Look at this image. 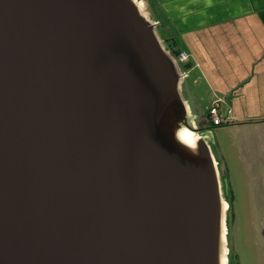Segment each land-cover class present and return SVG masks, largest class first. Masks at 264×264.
I'll list each match as a JSON object with an SVG mask.
<instances>
[{
	"label": "water",
	"instance_id": "obj_1",
	"mask_svg": "<svg viewBox=\"0 0 264 264\" xmlns=\"http://www.w3.org/2000/svg\"><path fill=\"white\" fill-rule=\"evenodd\" d=\"M188 75L149 0H0V264H229Z\"/></svg>",
	"mask_w": 264,
	"mask_h": 264
},
{
	"label": "crops",
	"instance_id": "obj_2",
	"mask_svg": "<svg viewBox=\"0 0 264 264\" xmlns=\"http://www.w3.org/2000/svg\"><path fill=\"white\" fill-rule=\"evenodd\" d=\"M229 119L264 126V0H149ZM189 74V73H188ZM211 108V107H210ZM242 126H249L243 125ZM249 128V127H248ZM253 128V127H251Z\"/></svg>",
	"mask_w": 264,
	"mask_h": 264
},
{
	"label": "rangeland",
	"instance_id": "obj_3",
	"mask_svg": "<svg viewBox=\"0 0 264 264\" xmlns=\"http://www.w3.org/2000/svg\"><path fill=\"white\" fill-rule=\"evenodd\" d=\"M164 28L160 25L159 31L166 37L174 34ZM194 80L189 75L185 79V94L197 125H206L212 134L220 176L235 197L237 220L229 227L228 237L232 257L238 264H264V226L260 225L264 223V126L261 130L252 126L255 123L236 120L219 127L209 125L205 114L215 99L202 82L195 84ZM225 112L222 107L221 114L226 116ZM261 214L263 219L257 218Z\"/></svg>",
	"mask_w": 264,
	"mask_h": 264
},
{
	"label": "flooded vegetation",
	"instance_id": "obj_4",
	"mask_svg": "<svg viewBox=\"0 0 264 264\" xmlns=\"http://www.w3.org/2000/svg\"><path fill=\"white\" fill-rule=\"evenodd\" d=\"M207 119V118H206ZM208 123H209V120L207 119ZM209 125H211L209 123ZM199 127L205 131V130H208L209 128L206 127V125L204 124H199ZM221 180H222V184H223V192H224V197H225V200L226 202L228 203V211H227V218H226V223H227V244H228V237L230 236V231H229V227L234 223L236 222L237 220V213L235 211V205H234V202H235V197H234V194L230 191V184H227L224 180V178H222V175H221ZM257 218H262V214L260 216H258ZM261 226H264V223H260ZM264 232V231H263ZM262 238V237H261ZM258 239V237H257ZM228 249H229V253H228V259H229V264H238L236 262V259L234 257H232V252H231V249L228 245Z\"/></svg>",
	"mask_w": 264,
	"mask_h": 264
},
{
	"label": "trees",
	"instance_id": "obj_5",
	"mask_svg": "<svg viewBox=\"0 0 264 264\" xmlns=\"http://www.w3.org/2000/svg\"><path fill=\"white\" fill-rule=\"evenodd\" d=\"M154 16H155L156 21L159 22L160 16L158 15V13L155 10H154ZM159 26H160V24H159ZM161 35L164 38V40L166 41L169 50L171 51V53L174 55V57L176 59L178 58L180 53L185 52L183 46L181 45V43L179 41H177L174 37H172V36L171 37H166L163 34V31H161ZM180 65L184 69V71L189 73V76L192 77V80L194 78H196V72L194 71V64L192 63V61L190 59H188L187 62H185L183 64L180 63ZM205 116L209 120V123H210L209 111L206 112Z\"/></svg>",
	"mask_w": 264,
	"mask_h": 264
},
{
	"label": "built area",
	"instance_id": "obj_6",
	"mask_svg": "<svg viewBox=\"0 0 264 264\" xmlns=\"http://www.w3.org/2000/svg\"><path fill=\"white\" fill-rule=\"evenodd\" d=\"M177 60L179 61V63L183 64L187 62L188 56L185 52L180 53ZM221 102V100L214 101L209 110L210 123L214 127H219L230 123L229 113H226V116L221 114Z\"/></svg>",
	"mask_w": 264,
	"mask_h": 264
},
{
	"label": "clouds",
	"instance_id": "obj_7",
	"mask_svg": "<svg viewBox=\"0 0 264 264\" xmlns=\"http://www.w3.org/2000/svg\"><path fill=\"white\" fill-rule=\"evenodd\" d=\"M182 123V122H180ZM201 139L200 134H194L190 132L188 129L181 130L176 135L177 142L185 149L190 151L191 153L199 152V144L198 141Z\"/></svg>",
	"mask_w": 264,
	"mask_h": 264
}]
</instances>
